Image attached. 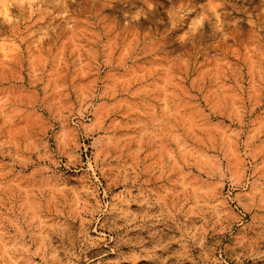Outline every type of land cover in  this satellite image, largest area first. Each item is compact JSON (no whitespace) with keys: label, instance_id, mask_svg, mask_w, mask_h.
Segmentation results:
<instances>
[{"label":"clouds","instance_id":"obj_1","mask_svg":"<svg viewBox=\"0 0 264 264\" xmlns=\"http://www.w3.org/2000/svg\"><path fill=\"white\" fill-rule=\"evenodd\" d=\"M0 264H264V0H0Z\"/></svg>","mask_w":264,"mask_h":264}]
</instances>
